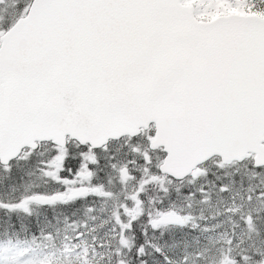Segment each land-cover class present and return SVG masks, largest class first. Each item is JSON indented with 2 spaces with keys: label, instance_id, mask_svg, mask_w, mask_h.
<instances>
[{
  "label": "snow or ice",
  "instance_id": "6c2138e0",
  "mask_svg": "<svg viewBox=\"0 0 264 264\" xmlns=\"http://www.w3.org/2000/svg\"><path fill=\"white\" fill-rule=\"evenodd\" d=\"M0 264H264V0H0Z\"/></svg>",
  "mask_w": 264,
  "mask_h": 264
}]
</instances>
